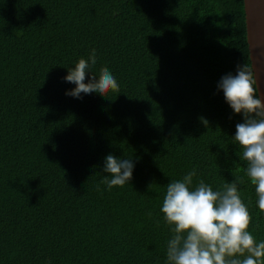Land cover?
I'll return each instance as SVG.
<instances>
[{
    "label": "trees",
    "instance_id": "1",
    "mask_svg": "<svg viewBox=\"0 0 264 264\" xmlns=\"http://www.w3.org/2000/svg\"><path fill=\"white\" fill-rule=\"evenodd\" d=\"M93 49L119 90L66 95ZM245 63V0H0V264H168L163 199L193 169V189L243 179L264 241L244 117L217 88ZM109 154L135 165L111 191Z\"/></svg>",
    "mask_w": 264,
    "mask_h": 264
},
{
    "label": "clouds",
    "instance_id": "2",
    "mask_svg": "<svg viewBox=\"0 0 264 264\" xmlns=\"http://www.w3.org/2000/svg\"><path fill=\"white\" fill-rule=\"evenodd\" d=\"M96 62L93 49L87 60L81 58L68 70L64 80L76 87L66 95L82 99L81 93L99 94L107 98L119 90L107 67L98 74L91 71ZM88 76L90 79L85 83ZM256 85L253 71L245 63L237 65L235 75L223 76L217 88L231 109L243 114L244 122L236 124L233 139L239 145L240 160L246 162V175L255 186L260 213H264V99L257 94ZM200 119L208 125L206 119ZM134 167L132 159H118L109 154L103 165L108 175L101 182L109 191L122 187L132 180ZM195 176L193 169L166 188L161 211L172 232L167 241L168 264H264V241L257 242L249 231L252 217L238 191L243 179L234 175L233 182L214 191L203 180L193 189Z\"/></svg>",
    "mask_w": 264,
    "mask_h": 264
},
{
    "label": "water",
    "instance_id": "3",
    "mask_svg": "<svg viewBox=\"0 0 264 264\" xmlns=\"http://www.w3.org/2000/svg\"><path fill=\"white\" fill-rule=\"evenodd\" d=\"M245 13L252 70L264 99V0H245Z\"/></svg>",
    "mask_w": 264,
    "mask_h": 264
}]
</instances>
